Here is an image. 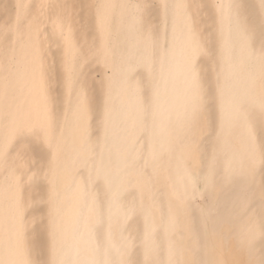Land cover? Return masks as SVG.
Segmentation results:
<instances>
[{
  "label": "bare ground",
  "instance_id": "1",
  "mask_svg": "<svg viewBox=\"0 0 264 264\" xmlns=\"http://www.w3.org/2000/svg\"><path fill=\"white\" fill-rule=\"evenodd\" d=\"M262 97L261 0H0V264H117L124 238L145 264L149 213L148 264H264ZM185 170L197 190L173 231Z\"/></svg>",
  "mask_w": 264,
  "mask_h": 264
},
{
  "label": "snow or ice",
  "instance_id": "2",
  "mask_svg": "<svg viewBox=\"0 0 264 264\" xmlns=\"http://www.w3.org/2000/svg\"><path fill=\"white\" fill-rule=\"evenodd\" d=\"M262 5H264V0H261ZM78 52L72 57L70 61H68L66 66V71L69 74V80L68 84L69 87H71V74L74 70V62L75 58L77 56ZM262 107H264V97L261 99ZM220 105H221V111L222 113H231L233 118H240L238 114L233 112L232 108V102L231 99L226 95V92L224 89L221 90L220 93ZM200 111V102L199 97L196 93H193L191 99H190V105L188 110V116L183 119L180 122L181 127H187L192 132L193 135H195L196 131V117L198 116V113ZM163 132V129H161V133ZM163 147V145H161ZM194 142H189L185 145L184 153L186 156H190L194 151ZM257 156L255 146L253 145L249 151H248V157L251 160H254ZM151 157L153 161H156L158 156L157 152L155 150V147L153 148V151L151 153ZM259 157L261 160H264V151L259 153ZM237 164L240 163L239 160L236 161ZM153 174L158 175L159 170L156 166L153 168ZM185 175L188 176L187 182H182L181 187L178 191H175L173 193L174 197L176 198L178 202V212L171 214L169 216V226L174 231L177 225V218L178 214H186V200L196 192V184L191 179L190 173L185 170ZM135 179L141 181L142 186L144 188V191L148 194L151 193L150 183L151 181L144 176L142 170H138V175L134 177ZM209 181H211V174L209 176ZM109 189L111 192V199L109 201L108 210H109V220L112 223H127L132 218V212L133 210L131 208H125L120 203V194L122 190L124 189V180L121 176V174L117 173L116 178L109 180ZM154 218L151 216V214H147L145 216V232H144V254H145V264H148V259L151 256L153 252V244L154 241L151 239V233L154 230ZM131 241L128 238H124L123 243L120 248L117 249L118 255L120 259L118 260L117 264H128V262L124 259L125 251L122 249H126L130 245ZM170 264H174L173 261L170 259Z\"/></svg>",
  "mask_w": 264,
  "mask_h": 264
}]
</instances>
